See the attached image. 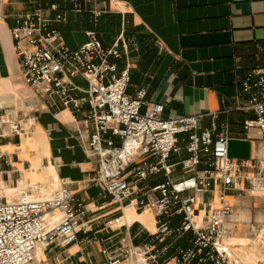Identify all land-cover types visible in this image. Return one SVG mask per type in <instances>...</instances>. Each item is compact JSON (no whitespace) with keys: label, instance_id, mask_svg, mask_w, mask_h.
Listing matches in <instances>:
<instances>
[{"label":"built area","instance_id":"2783aa9c","mask_svg":"<svg viewBox=\"0 0 264 264\" xmlns=\"http://www.w3.org/2000/svg\"><path fill=\"white\" fill-rule=\"evenodd\" d=\"M71 1L76 11L83 9V0ZM59 9L56 2L47 7L40 4L35 11L15 17L12 36L25 82L46 98L59 100L75 122L85 115V122L93 126L88 150L99 161L94 179L101 187L99 200L111 198L141 213H152L154 231L146 242L136 244L124 212L108 220L85 221L86 206L76 202L66 185L49 194L25 188L16 200L0 196V264H52L38 258V252L69 247L79 242L81 233L85 234L83 242L90 243L103 230L123 228L128 233L104 247L105 264H264V224L247 231L250 246L256 245L262 254L249 260L241 253L245 244L230 243L237 230L229 219L235 209L230 195L249 191L244 180L252 188L259 184L264 193V161L252 164L250 176L244 163L231 158L228 120H214L205 127L204 114L165 116L164 104L145 99V88L132 96L131 68L127 64L120 69L118 60L138 51V42L122 32L112 46L105 47L98 30L91 29L85 43L70 48L44 14L54 11L56 21L67 20ZM6 17L0 9V21ZM76 77L85 79L86 91L73 82ZM241 86L234 109L253 112L244 128H256L264 135V66L251 69ZM6 123L8 132L0 135L23 134L18 119ZM178 170L181 176L175 177ZM159 175L164 176L162 182L140 188ZM214 192L218 204L198 199V193L213 197ZM186 234L192 236L188 246H160L172 235ZM171 249L174 254L168 256Z\"/></svg>","mask_w":264,"mask_h":264},{"label":"crops","instance_id":"0c3cea01","mask_svg":"<svg viewBox=\"0 0 264 264\" xmlns=\"http://www.w3.org/2000/svg\"><path fill=\"white\" fill-rule=\"evenodd\" d=\"M53 2L67 20L56 21L54 11L44 14L70 48L85 43L91 29L98 30L105 47L112 46L122 32L136 40L139 50L132 51L129 59L118 60L120 69L127 64L131 68L129 93L136 97L145 88V99L164 104L165 116L204 114L205 127L214 120H228L230 156L246 165L248 175L254 174L252 164L264 161V135L256 128H244L253 112L234 107L247 73L264 66V0H83L81 11L74 9L71 0H4L0 7L7 16L0 21V133L8 132L6 121L11 118L22 123L24 132L21 136L0 135V196L16 200L25 188L49 194L66 185L76 202L86 206L85 221L108 220L124 212L136 244L146 242L154 231L152 213L144 222L133 219L127 211L132 206L129 203L99 200L101 187L94 181L99 161L88 150L93 126L85 122V115L75 122L59 100L46 98L25 82L12 36L15 17ZM73 82L85 91L88 88L82 77ZM186 155L183 150L182 156ZM176 160L173 155L171 161ZM54 174L57 179L52 178ZM174 176H181V171ZM163 180V175L155 176L140 188ZM243 185L248 192L229 197L235 207L229 219L237 230L230 243L250 248L252 238L247 231L264 224V193L259 184L252 188L244 180ZM197 195L200 201L210 199L218 204L217 192L213 197ZM135 215L145 213L135 210ZM127 233L125 228L106 229L90 243L83 242L85 234L81 233L79 242L41 250L38 258L52 264H105L104 247L118 243ZM191 240V234L172 235L160 246H188Z\"/></svg>","mask_w":264,"mask_h":264},{"label":"bare ground","instance_id":"6f19581e","mask_svg":"<svg viewBox=\"0 0 264 264\" xmlns=\"http://www.w3.org/2000/svg\"><path fill=\"white\" fill-rule=\"evenodd\" d=\"M52 178H53V179H57V177H56L55 174L52 176ZM54 183H55V182H54ZM47 194H48V193H47ZM127 211H128L130 214H133V219H134V218H139V219L143 220L144 222H146V221H145V216H150V213H145V215H135V207H134V206H130V207H128V208H127ZM146 224H147V223H146ZM147 225H148V224H147ZM247 250H248V252H249V254H250L251 256H253V257H256V256H257V252H256V250L254 249L253 246H251L250 248L247 247ZM41 253H42V251L40 250L38 255H40Z\"/></svg>","mask_w":264,"mask_h":264},{"label":"rangeland","instance_id":"374dc122","mask_svg":"<svg viewBox=\"0 0 264 264\" xmlns=\"http://www.w3.org/2000/svg\"><path fill=\"white\" fill-rule=\"evenodd\" d=\"M253 247H254V249H255L256 252H257V256H256V257L251 256V255L249 254L247 248H244L243 250H241V253H242L243 255H245V257H247L249 260H254V259L256 260L257 258H259V257L262 256L261 251L259 250V248H258L256 245H254Z\"/></svg>","mask_w":264,"mask_h":264}]
</instances>
